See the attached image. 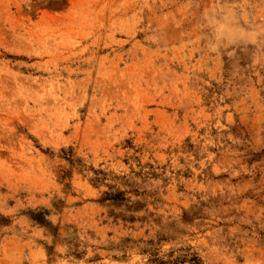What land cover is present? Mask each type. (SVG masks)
Wrapping results in <instances>:
<instances>
[{
    "label": "rangeland",
    "instance_id": "rangeland-1",
    "mask_svg": "<svg viewBox=\"0 0 264 264\" xmlns=\"http://www.w3.org/2000/svg\"><path fill=\"white\" fill-rule=\"evenodd\" d=\"M0 264H264V0H0Z\"/></svg>",
    "mask_w": 264,
    "mask_h": 264
}]
</instances>
